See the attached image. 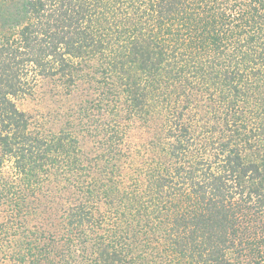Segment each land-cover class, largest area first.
<instances>
[{"label":"trees","instance_id":"trees-1","mask_svg":"<svg viewBox=\"0 0 264 264\" xmlns=\"http://www.w3.org/2000/svg\"><path fill=\"white\" fill-rule=\"evenodd\" d=\"M1 214L0 264H264V0H0Z\"/></svg>","mask_w":264,"mask_h":264},{"label":"rangeland","instance_id":"rangeland-1","mask_svg":"<svg viewBox=\"0 0 264 264\" xmlns=\"http://www.w3.org/2000/svg\"><path fill=\"white\" fill-rule=\"evenodd\" d=\"M60 89L55 90L48 80H40L35 90L26 96L20 97L16 100L17 106L23 112H25L31 122L39 127L41 130L47 133H58L62 126L66 124L67 116L69 113V108L72 107L73 102H68L66 96H61L59 92ZM72 98V97H71ZM106 116H100L98 119H106ZM129 142L137 145L141 140H145L146 134H142L141 130L138 128H133L129 131ZM148 136V135H147ZM85 140L87 148L91 149L93 143L91 138L88 137ZM7 164L4 172L6 175H11V167ZM2 214L5 215L4 222L6 224L9 221V214L7 211H3ZM0 216V222H2L3 215Z\"/></svg>","mask_w":264,"mask_h":264}]
</instances>
